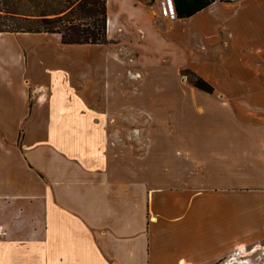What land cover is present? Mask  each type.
Here are the masks:
<instances>
[{
	"label": "crops",
	"instance_id": "0c3cea01",
	"mask_svg": "<svg viewBox=\"0 0 264 264\" xmlns=\"http://www.w3.org/2000/svg\"><path fill=\"white\" fill-rule=\"evenodd\" d=\"M106 7L107 43L0 32V264H213L261 242L264 0Z\"/></svg>",
	"mask_w": 264,
	"mask_h": 264
},
{
	"label": "trees",
	"instance_id": "16d2710c",
	"mask_svg": "<svg viewBox=\"0 0 264 264\" xmlns=\"http://www.w3.org/2000/svg\"><path fill=\"white\" fill-rule=\"evenodd\" d=\"M214 0H173L175 18H186ZM229 1V0H223ZM106 0H0V32L56 33L65 44L107 43ZM194 87L213 86L191 74Z\"/></svg>",
	"mask_w": 264,
	"mask_h": 264
},
{
	"label": "rangeland",
	"instance_id": "374dc122",
	"mask_svg": "<svg viewBox=\"0 0 264 264\" xmlns=\"http://www.w3.org/2000/svg\"><path fill=\"white\" fill-rule=\"evenodd\" d=\"M145 4L153 5L157 8L160 0H142ZM191 74H195L202 78L200 75L195 73L189 67H180L179 68V78L183 79V85L185 89L189 90H200L194 87L190 82H192ZM205 82L210 84L204 78H202ZM211 85V84H210ZM138 89V85L136 84V88ZM202 91V90H201ZM205 92V91H204ZM215 87H213L214 96H218L216 93ZM138 134V132H136ZM213 264H264V238L259 243L255 244H244L240 245L237 248H234L227 256L216 260Z\"/></svg>",
	"mask_w": 264,
	"mask_h": 264
},
{
	"label": "built area",
	"instance_id": "2783aa9c",
	"mask_svg": "<svg viewBox=\"0 0 264 264\" xmlns=\"http://www.w3.org/2000/svg\"><path fill=\"white\" fill-rule=\"evenodd\" d=\"M160 13L168 18H175V9L173 0H160L159 1Z\"/></svg>",
	"mask_w": 264,
	"mask_h": 264
}]
</instances>
